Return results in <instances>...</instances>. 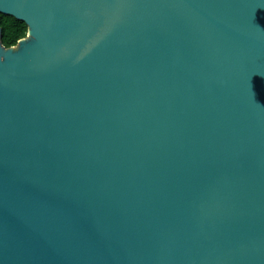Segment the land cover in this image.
<instances>
[{
    "label": "water",
    "instance_id": "water-1",
    "mask_svg": "<svg viewBox=\"0 0 264 264\" xmlns=\"http://www.w3.org/2000/svg\"><path fill=\"white\" fill-rule=\"evenodd\" d=\"M1 13L0 264H264V0Z\"/></svg>",
    "mask_w": 264,
    "mask_h": 264
},
{
    "label": "trees",
    "instance_id": "trees-1",
    "mask_svg": "<svg viewBox=\"0 0 264 264\" xmlns=\"http://www.w3.org/2000/svg\"><path fill=\"white\" fill-rule=\"evenodd\" d=\"M0 24L3 28L2 39L6 46L16 44L21 37L27 35V23L13 15L1 13Z\"/></svg>",
    "mask_w": 264,
    "mask_h": 264
},
{
    "label": "snow or ice",
    "instance_id": "snow-or-ice-1",
    "mask_svg": "<svg viewBox=\"0 0 264 264\" xmlns=\"http://www.w3.org/2000/svg\"><path fill=\"white\" fill-rule=\"evenodd\" d=\"M253 84H254V87H257V84H256L255 81L253 82ZM257 98H258V99H261V100H264V92H262L260 95H258Z\"/></svg>",
    "mask_w": 264,
    "mask_h": 264
}]
</instances>
